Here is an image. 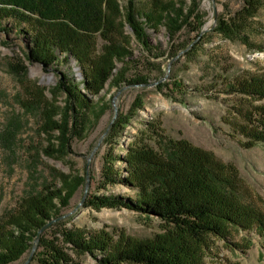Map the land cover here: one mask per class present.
<instances>
[{"label":"rangeland","instance_id":"rangeland-1","mask_svg":"<svg viewBox=\"0 0 264 264\" xmlns=\"http://www.w3.org/2000/svg\"><path fill=\"white\" fill-rule=\"evenodd\" d=\"M116 1L120 14L109 37L95 35L93 58L98 62L105 47L115 44L130 53L132 63L116 61L114 75L98 96L82 89L97 112L85 111V125L65 134L67 148H62V131L54 130L68 120V95L60 82L64 76L81 82L79 64L72 57L64 60V55L48 67L28 61L29 37L13 21L0 23V221L46 185L62 189L67 204L57 202L60 212L47 222L51 225L34 252L39 231L30 250L13 264H26L30 257L28 264H49L55 250L68 259L64 264H100L105 255L78 251L68 241L70 233L82 234L85 240L104 237L109 254L174 233L167 223L124 205H89L94 197L135 200L139 189L120 181L131 178L130 151L148 157L147 164L162 166L171 141L187 142L233 166L243 182V201L264 215V145L246 148L228 124L242 123L239 114L264 108V100L230 91L227 85L236 76L264 74V0L245 17L244 35L231 39L215 30L222 21L232 22L245 0H159L174 3L189 16L174 37L163 25L148 28L149 49L126 23L128 0ZM136 1L144 21L155 0ZM21 61L27 70L17 75L14 69ZM118 74L123 83L115 86ZM140 77H147V83H129ZM13 119L18 128L8 139L5 131ZM228 227L224 236L204 238L198 253L202 264H264V235L255 228Z\"/></svg>","mask_w":264,"mask_h":264},{"label":"trees","instance_id":"trees-1","mask_svg":"<svg viewBox=\"0 0 264 264\" xmlns=\"http://www.w3.org/2000/svg\"><path fill=\"white\" fill-rule=\"evenodd\" d=\"M261 2L245 0L244 9L231 19L232 22L222 21L215 31L228 39L233 35H244L245 17L254 14ZM119 14L116 0H0V23L8 20L17 23L18 29L24 31L31 41V51L26 56L28 61L48 67L64 55V60L74 58L82 70L81 82L67 76L60 82V88L68 95L65 112L68 120H65L64 127L54 128L62 131V148H67L69 143L65 134L76 132L85 125V111L97 112L94 101L88 96L95 97L103 91L117 68L115 62L132 63L130 53L115 44L105 47L98 62L93 58L95 35L107 37ZM188 16L174 3H161L159 0H155L153 10L143 16L144 21L140 20L136 0H128L126 8L127 25L148 49V28L155 30L163 25L174 37L180 22ZM26 70L21 61L16 64L14 72L23 75ZM122 83L123 78L118 74L113 85L120 86ZM129 83L146 84L147 77ZM227 85L230 91L264 100V74L236 76L233 80L228 79ZM239 115L242 123L228 122L233 133L244 139L246 148L264 145V108L244 110ZM16 121H10L6 128L8 139L18 128ZM69 124L73 125L70 127ZM167 149L166 162L162 166L147 164L148 157L130 151L127 162L131 178L120 181L139 189L135 200L94 197L89 205L99 208L124 205L132 211L156 217L175 232L160 236L158 241L135 242L111 254L104 237L85 240L82 234L70 233L68 241L71 245L81 252L105 255L100 264H202L198 253L209 234L224 236L232 224L245 230L255 228L264 235V215L253 204L243 201V182L233 166L187 142L171 141ZM47 152L53 150L47 149ZM110 180L117 179L111 177ZM61 182L62 186L66 184L65 179ZM57 202L62 207L67 205L63 190L56 185H46L39 194L24 199L17 212L5 217L4 222L0 221V264H13L30 250L38 231L52 216L59 214L61 208ZM2 222L5 224L2 225ZM54 252L49 264L68 262L62 252Z\"/></svg>","mask_w":264,"mask_h":264},{"label":"water","instance_id":"water-1","mask_svg":"<svg viewBox=\"0 0 264 264\" xmlns=\"http://www.w3.org/2000/svg\"><path fill=\"white\" fill-rule=\"evenodd\" d=\"M216 18H217V16H215V21H216ZM87 185H88V184H87ZM50 225H51V224H47L46 226H44V227L39 231V233H38V235H37V238H36V241H35V244H34V247H33V251H32V253L34 252V250H35V248H36V244H37V242H38V240H39V238H40V235L42 234V232H43L45 229H47L48 227H50ZM30 259H31V257H30L29 260L26 262V264L29 263Z\"/></svg>","mask_w":264,"mask_h":264}]
</instances>
